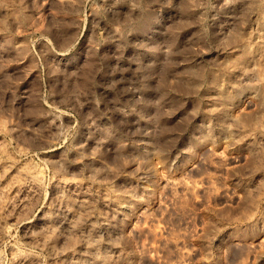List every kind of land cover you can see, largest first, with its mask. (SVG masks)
I'll return each mask as SVG.
<instances>
[{"label": "rangeland", "instance_id": "374dc122", "mask_svg": "<svg viewBox=\"0 0 264 264\" xmlns=\"http://www.w3.org/2000/svg\"><path fill=\"white\" fill-rule=\"evenodd\" d=\"M0 264H264V0H0Z\"/></svg>", "mask_w": 264, "mask_h": 264}, {"label": "bare ground", "instance_id": "6f19581e", "mask_svg": "<svg viewBox=\"0 0 264 264\" xmlns=\"http://www.w3.org/2000/svg\"><path fill=\"white\" fill-rule=\"evenodd\" d=\"M235 39H236V37H235ZM245 45V44H244ZM243 47V46H242ZM246 47V46H245ZM230 78V77H229ZM219 79H220V77L219 76H215V75H213L212 77H211V79H210V83H211V85H213L212 86V89L214 88L215 90H214V92L212 91L210 94H213V95H209V96H211V99L212 98H214L213 100H219V101H224V99L225 98H227V93H228V90H227V88L225 89H221L220 87H218V88H216V85L217 84H219ZM232 80V79H231ZM235 81V80H234ZM236 82V81H235ZM194 84H196V83H194ZM235 84V83H234ZM181 89H183L184 88V91H186L187 93H189V91H187L188 89H190L189 87H187V86H185V87H180ZM188 88V89H187ZM235 91H237L238 93H241L242 91L244 92V90L245 89H247L246 87H244L243 85H238V86H236L235 88ZM205 96V95H204ZM220 97H222V100H221V98ZM226 100V99H225ZM223 109V108H222ZM212 110V109H211ZM222 112H224L225 113V111L224 110H222ZM223 113V114H224ZM228 113V112H227ZM207 121V120H206ZM235 122H237V121H235ZM235 122H233L232 124H234ZM167 124V123H166ZM232 126V125H231ZM205 128V129H202V128ZM200 128H201V133H200V136H198V137H196L197 139L196 140H199V142H200V139H202V138H206V140L208 139V138H210L211 136H212V134H211V132H212V125H207L206 123H204V121H203V123L200 125ZM211 131V132H210ZM209 140V139H208ZM234 213V212H233ZM241 250V249H240ZM240 250H238V252H240ZM238 254V253H237Z\"/></svg>", "mask_w": 264, "mask_h": 264}]
</instances>
